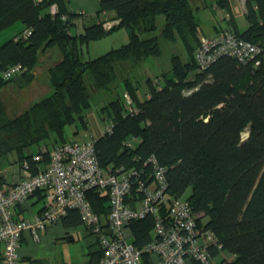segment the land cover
<instances>
[{
    "label": "trees",
    "instance_id": "1",
    "mask_svg": "<svg viewBox=\"0 0 264 264\" xmlns=\"http://www.w3.org/2000/svg\"><path fill=\"white\" fill-rule=\"evenodd\" d=\"M68 1L0 0V30L17 21L24 27L0 42V68L17 62L24 68L0 78V87L24 86L46 59L44 82L50 86L14 113L0 99V159L29 174L43 169L55 144L77 140L66 135V126L74 125L72 134L79 126L87 129L93 98L110 95L98 111L108 124L89 139L101 169L130 174L125 202L135 208L155 186L148 160L153 155L168 181L166 200L157 208L162 219L174 197L185 198L198 227L210 229L222 245L220 252L206 244L211 264H264V0H244L238 23L237 0H99L96 18L87 24L82 9H71ZM197 7L225 10V25L205 34ZM78 19L83 28L73 31ZM120 27L125 42L83 56L89 41ZM24 29L27 36L16 38ZM227 36L256 50L242 58L220 51L201 66L196 52L202 37L216 41L213 52L228 44ZM148 59L156 60L159 72L153 79L147 75L141 89L136 71ZM31 145H39L36 153ZM85 195L107 217V190L88 188ZM66 213L83 223L76 208ZM127 226L141 264L150 263L144 247L154 239V214Z\"/></svg>",
    "mask_w": 264,
    "mask_h": 264
},
{
    "label": "built area",
    "instance_id": "2",
    "mask_svg": "<svg viewBox=\"0 0 264 264\" xmlns=\"http://www.w3.org/2000/svg\"><path fill=\"white\" fill-rule=\"evenodd\" d=\"M64 18V15H61ZM29 29L15 37H26ZM218 40V39H217ZM227 45H220L210 51L211 41L202 37L196 52L197 61L205 66L215 53L226 51L242 58L252 54L256 47L249 42H236L227 36ZM228 47V48H227ZM20 62L0 68V78L8 79L23 70ZM129 102L130 98L126 96ZM153 187L145 190L144 196L135 208L125 202L130 195L132 180L130 174L117 169L107 173L101 169L94 146V140H68L57 143L49 153L43 169H37L15 183L0 182V244L2 264H47L36 260H24L18 254L21 235L28 231L34 239L49 224L62 217L69 208H76L81 220L95 234L102 254L96 264H141V251L127 238L125 231L133 218L154 214V239L144 249L150 252L148 264H211L206 244L213 243L222 252L210 229L198 227L189 201L174 197L168 205L166 218L157 213L158 203L165 201L168 181L165 169L150 155ZM142 185V183H141ZM88 188L107 190L108 215L106 224L91 207L85 192ZM38 189H45V201L41 211L33 218H16L13 208ZM103 221V220H102Z\"/></svg>",
    "mask_w": 264,
    "mask_h": 264
},
{
    "label": "rangeland",
    "instance_id": "3",
    "mask_svg": "<svg viewBox=\"0 0 264 264\" xmlns=\"http://www.w3.org/2000/svg\"><path fill=\"white\" fill-rule=\"evenodd\" d=\"M237 1L238 3L240 2V0ZM68 6L71 9H82V11L84 12L83 22L87 24L89 23L91 18H96L95 16H96V11L99 8V0H69ZM196 9H197L196 14L200 21L202 32H204L205 34L212 35L216 31V26L225 25V19L227 18L225 10H217L214 13L209 7H197ZM233 14L237 21L241 19L242 21L244 20L242 11L241 10L237 11L235 6H233ZM99 16L102 17L103 16L102 13H100ZM77 21L79 23H77L76 26L72 27L73 31H75L77 28H78L77 31L83 28L82 27L83 22H80L81 21L80 19H78ZM15 23L0 30V42L12 37L16 33L15 30L17 29L18 24ZM126 40H127V36L125 29L123 27L116 28L101 38L89 41L88 46H86V48L83 50L82 53L83 56L94 57L109 50L112 47H116L120 45ZM154 60L150 61L148 59L146 61L145 67H139L136 71V77L139 80L141 89L143 88L144 78L147 75L151 76L153 79L155 78V75L158 74L159 72V66H157L156 64L153 65ZM44 79L45 76L43 75V73H41L38 75L37 78H32L23 87L18 88L12 84H9L3 86V88H0V99L5 110H7V112L9 113L16 112L18 108L23 106L26 101H29L31 97L34 96V91L36 93L38 91H41V87H42L41 84L44 82ZM109 96L102 95L100 98H93L91 102V106L89 107V110L87 112L90 120L87 129L86 128L84 129L82 128V126H79L77 128V132L72 134L73 129H75L74 125H67L65 128L66 135L68 137L73 135V138H76L77 140H81V139L87 140L90 138L92 134L94 133L96 134L99 131L104 130V127L108 124V121L100 117L98 111L101 106V103L104 102L107 98H109ZM245 134L246 133L243 132L244 136ZM76 229H77V233H75V235H78L80 240V241L78 240V243L70 244L65 240H58L59 241L57 242L58 247H56L55 249V251L59 254L56 256V258L59 259L62 256L64 261L71 262V264H78L84 257L83 255H81L80 246H81V241L83 240L82 237L85 230V226L82 223L76 225ZM60 251H62L63 253H60ZM68 256H71L72 259L70 260Z\"/></svg>",
    "mask_w": 264,
    "mask_h": 264
},
{
    "label": "crops",
    "instance_id": "4",
    "mask_svg": "<svg viewBox=\"0 0 264 264\" xmlns=\"http://www.w3.org/2000/svg\"><path fill=\"white\" fill-rule=\"evenodd\" d=\"M243 3H244V0H240L239 3L238 1H234L233 4L235 8L237 9V11H240V10L242 11ZM240 21L241 20L237 21V23ZM15 24H18L17 29L15 30L16 33L19 30H22L24 28L20 21H17ZM48 62L49 60L47 59L42 60L41 62H39V64H37L34 67L33 69L34 77L33 78H37L39 74L43 73V70H45V68H47L48 66ZM43 75L45 76V74ZM9 84L10 83L6 85H9ZM26 84H24V86ZM41 86H42L41 91H38L37 93L34 91V96L31 97V99L36 97L37 94L47 92L50 88V86H47L45 82H43ZM0 88H3V87H0ZM37 146L39 147V145ZM37 146L36 145L30 146L33 153H36L34 150ZM23 167H21L19 164H17L16 162H14L13 160L9 158L8 159L5 157L1 158L0 159V172L3 178L2 181L12 184L28 176L29 171H27L25 167L24 168ZM44 201H45V191H35L34 193L26 197L22 202H19L13 208L14 216L16 218H22V217L33 218L34 215L37 214L40 211V209L43 207ZM101 218L104 222L103 224H106L107 217H104V218L101 217ZM79 224H82V223H75L74 218H72L70 215H67L66 213L65 215L60 217L57 221L46 226L40 232L39 237L37 239H34L28 231H24L21 235L20 245L17 249L19 256L24 260L32 259V260L44 262L47 264H71V262L64 261L61 255L59 259L56 258V256L59 254L55 251V249L56 247H58V243H57L59 242L58 240H65L70 244L78 243L79 236L75 235V233H77L76 225H79ZM125 231L127 233V238L130 240L131 231L128 228V226L126 227ZM82 238L83 240L81 241L80 251H81V255H83L84 257L78 264H96V262L101 256L100 255L101 247L97 243V238L95 234H93L89 230V228L85 226V230H84ZM1 249H2V245L0 244V264H2ZM60 253H63V252L60 251ZM68 258L70 260L72 259L71 256H68Z\"/></svg>",
    "mask_w": 264,
    "mask_h": 264
}]
</instances>
